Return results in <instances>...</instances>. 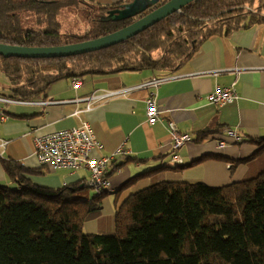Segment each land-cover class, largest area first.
<instances>
[{
  "label": "trees",
  "instance_id": "trees-1",
  "mask_svg": "<svg viewBox=\"0 0 264 264\" xmlns=\"http://www.w3.org/2000/svg\"><path fill=\"white\" fill-rule=\"evenodd\" d=\"M111 8L92 0H0V43L63 46L135 21L101 22ZM255 24H264V0H196L121 44L56 59L0 56V72L17 100L91 74H174L206 40ZM3 165L16 187L0 185V264H264V172L218 188L160 181L116 208L112 234L90 236L83 227L98 218L105 191L38 187L26 178L35 169Z\"/></svg>",
  "mask_w": 264,
  "mask_h": 264
},
{
  "label": "crops",
  "instance_id": "crops-1",
  "mask_svg": "<svg viewBox=\"0 0 264 264\" xmlns=\"http://www.w3.org/2000/svg\"><path fill=\"white\" fill-rule=\"evenodd\" d=\"M132 0H92L106 7ZM152 71L91 74L59 80L35 100L49 105L1 104L7 120L0 122V185L16 187L3 163L16 162L35 169L26 178L35 186L57 190L70 185L87 189L89 172L53 170L38 164L33 155L35 134L51 133L87 123L100 144L92 158L113 156L107 168L109 189L101 199L98 218L84 224L86 235L110 233L116 208L139 190L160 181L203 183L218 188L251 179L264 172V24H255L229 35L214 36L180 69L172 73ZM167 78L157 89L161 119L153 126L146 123V90L122 91L140 85L153 77ZM234 83L237 99L232 104L217 106L207 100L216 87ZM0 96L11 98L9 87L2 81ZM112 92L104 101L85 110V98L96 93ZM114 93V95H113ZM80 100V101H76ZM172 122L191 141L178 151L181 163L170 160L172 141L167 123ZM232 130L239 141L224 131ZM212 132L205 138L200 135ZM199 138V139H198ZM220 141L224 147H218ZM120 149L125 156L116 155ZM83 188H80V186ZM110 226L104 230L102 223Z\"/></svg>",
  "mask_w": 264,
  "mask_h": 264
},
{
  "label": "built area",
  "instance_id": "built-area-1",
  "mask_svg": "<svg viewBox=\"0 0 264 264\" xmlns=\"http://www.w3.org/2000/svg\"><path fill=\"white\" fill-rule=\"evenodd\" d=\"M167 1V0H166ZM165 77H153L143 81L140 85L124 89L122 91L146 90L147 96L145 99V116L146 123L153 126L161 119V112L158 107L157 89L166 81ZM81 84L79 79H72L71 86L76 88ZM234 83L228 87H216V89L207 96L209 103L224 106L232 104L237 95L234 89ZM114 95V93H113ZM112 96V92H103L93 94L85 101L88 105L85 110H89L91 105L104 101ZM80 101V100H76ZM0 103H14L19 105H49L53 102L44 101L37 102L36 100H17L13 98H4L0 96ZM7 120L2 108H0V122ZM168 134L171 138V152L170 160L177 164L181 163L177 151L185 144L191 141L188 134L180 133L174 123H167ZM224 133L228 137H232L235 141H239L236 133L232 130H225ZM7 142L0 141V148H4ZM225 143L220 141L218 147H224ZM33 155L38 164L42 166H49L53 170H70L76 171L85 169L89 172V179L86 181V186L93 191L95 195H101L104 191L109 189V182L106 177L108 165L113 156L92 158L93 151H99L100 144L94 138L91 128L87 123L62 130H55L51 133L35 134L32 139ZM126 151L120 149L116 155L125 156Z\"/></svg>",
  "mask_w": 264,
  "mask_h": 264
},
{
  "label": "water",
  "instance_id": "water-1",
  "mask_svg": "<svg viewBox=\"0 0 264 264\" xmlns=\"http://www.w3.org/2000/svg\"><path fill=\"white\" fill-rule=\"evenodd\" d=\"M196 0H132L130 3L117 5L99 20L104 23H116L134 20L131 24L96 39L54 47H21L0 43V56L3 58L56 59L78 56L106 49L138 35L163 19L177 13ZM86 186V185H85ZM80 188H83L81 185Z\"/></svg>",
  "mask_w": 264,
  "mask_h": 264
},
{
  "label": "rangeland",
  "instance_id": "rangeland-1",
  "mask_svg": "<svg viewBox=\"0 0 264 264\" xmlns=\"http://www.w3.org/2000/svg\"><path fill=\"white\" fill-rule=\"evenodd\" d=\"M246 10H248V9L246 8ZM157 74H159V73H157ZM157 77H159V76H157ZM2 81H4L5 84H8L7 81H6V79L4 78V76L0 72V92H2L1 91V83H2ZM97 94H99V93H97ZM8 187L9 188H14V187H12V185L11 186H8ZM109 226H110V223L108 224L106 221H104L102 223V227H103L104 230H108ZM113 231H114V229H113ZM113 231H111V233H105V234H112Z\"/></svg>",
  "mask_w": 264,
  "mask_h": 264
},
{
  "label": "flooded vegetation",
  "instance_id": "flooded-vegetation-1",
  "mask_svg": "<svg viewBox=\"0 0 264 264\" xmlns=\"http://www.w3.org/2000/svg\"><path fill=\"white\" fill-rule=\"evenodd\" d=\"M144 15V14H143ZM143 15H141V16H143ZM141 16H139V17H137V18H135L134 20H137L138 18H140Z\"/></svg>",
  "mask_w": 264,
  "mask_h": 264
}]
</instances>
